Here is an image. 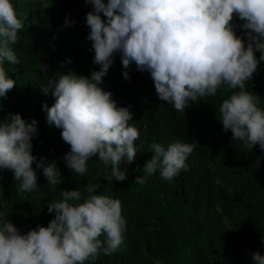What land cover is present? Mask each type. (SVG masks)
Returning <instances> with one entry per match:
<instances>
[{
    "label": "clouds",
    "instance_id": "1",
    "mask_svg": "<svg viewBox=\"0 0 264 264\" xmlns=\"http://www.w3.org/2000/svg\"><path fill=\"white\" fill-rule=\"evenodd\" d=\"M85 3L92 5L85 23L93 63L99 70L89 76L57 73V78L41 89L45 94L52 89L55 102L50 107L44 103L42 109L47 123L60 128L62 139L70 145L63 159L73 173L84 175L89 160L97 156L103 162L106 180L124 181L127 170L121 168V162L131 164L140 149L135 143L140 130L129 123L133 119L130 106H118L112 93L100 87L114 63V53L120 54L125 79L133 63L137 71L147 70L158 98L177 112H183L189 101L216 96L226 86V91H232L219 106L223 130L231 131L237 146L243 142L264 149V107L259 96L246 89V82L264 61V0ZM234 14L244 22L233 25ZM25 18L12 0H0V98H6L16 84L4 65L6 61L19 63L14 45ZM75 23L65 17L64 26ZM237 27L249 30L245 37L237 35ZM37 132L35 118L28 122L19 113H8L0 120V170H11L20 181L19 190L25 192L38 187L37 169L51 188L64 182L56 161L33 155L32 140ZM150 148L153 155L142 169L144 175L135 178L137 184H144L158 169L163 180L171 181L187 170V158L194 151L193 144L179 139L166 147L154 142ZM216 183L223 186L219 178ZM98 187L87 186V195L78 187L61 190V199L47 207L54 213L47 226L38 225L26 233L0 211V264H94L101 251L106 255L118 251L127 232L121 200L97 194ZM251 256L252 264H264L261 252H251Z\"/></svg>",
    "mask_w": 264,
    "mask_h": 264
},
{
    "label": "trees",
    "instance_id": "2",
    "mask_svg": "<svg viewBox=\"0 0 264 264\" xmlns=\"http://www.w3.org/2000/svg\"><path fill=\"white\" fill-rule=\"evenodd\" d=\"M12 3L26 18L14 45L19 63L4 65L16 84L6 98H0V120L8 113H19L28 122L35 118L38 132L32 140L33 155L56 161L64 182L51 188L37 169L38 187L25 192L19 190L20 181L11 170H0V211L7 213V219L22 233L47 226L54 216L47 207L61 199V190L78 187L87 195V186L97 184V194L121 200L127 232L118 251L107 255L101 251L94 264H252L251 252L264 254V149L243 142L237 146L231 131L223 130L219 106L232 90L223 86L216 96L189 101L183 112H177L158 98L147 70L137 71L133 63L125 79L120 54L114 53V63L100 87L112 93L118 106H130L133 119L129 123L140 130L135 142L140 149L131 164L121 162L127 170L124 181L106 180L97 156L89 160L84 175L73 173L63 159L70 145L62 139L60 128L47 123L42 109L44 103L50 107L55 102L52 89L47 94L41 89L57 73L89 76L99 70L93 63L85 23L92 5L85 0ZM65 17L76 23L64 26ZM243 22L233 15V25ZM246 31L236 28L241 37ZM255 55L259 59L260 52ZM246 89L258 95L264 107V61L246 82ZM177 139L194 145L187 170L166 181L158 169L144 184L135 183L153 155L150 145L157 142L166 147ZM5 177L10 182L4 183ZM217 178L223 186L216 183Z\"/></svg>",
    "mask_w": 264,
    "mask_h": 264
},
{
    "label": "rangeland",
    "instance_id": "3",
    "mask_svg": "<svg viewBox=\"0 0 264 264\" xmlns=\"http://www.w3.org/2000/svg\"><path fill=\"white\" fill-rule=\"evenodd\" d=\"M1 176V175H0ZM3 179V181H4V183H6V182H10V178L9 177H5V178H2Z\"/></svg>",
    "mask_w": 264,
    "mask_h": 264
}]
</instances>
